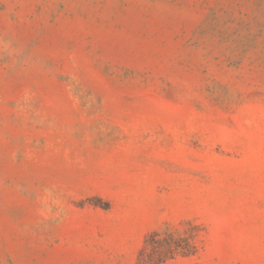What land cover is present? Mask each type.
I'll list each match as a JSON object with an SVG mask.
<instances>
[{"label":"rangeland","instance_id":"rangeland-1","mask_svg":"<svg viewBox=\"0 0 264 264\" xmlns=\"http://www.w3.org/2000/svg\"><path fill=\"white\" fill-rule=\"evenodd\" d=\"M264 264V0H0V264Z\"/></svg>","mask_w":264,"mask_h":264},{"label":"trees","instance_id":"trees-1","mask_svg":"<svg viewBox=\"0 0 264 264\" xmlns=\"http://www.w3.org/2000/svg\"><path fill=\"white\" fill-rule=\"evenodd\" d=\"M190 237L169 230L148 234L135 264H162L175 256L193 254Z\"/></svg>","mask_w":264,"mask_h":264}]
</instances>
